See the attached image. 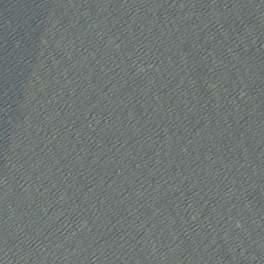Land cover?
I'll return each mask as SVG.
<instances>
[{
    "label": "water",
    "instance_id": "95a60500",
    "mask_svg": "<svg viewBox=\"0 0 264 264\" xmlns=\"http://www.w3.org/2000/svg\"><path fill=\"white\" fill-rule=\"evenodd\" d=\"M0 264H264V0H0Z\"/></svg>",
    "mask_w": 264,
    "mask_h": 264
}]
</instances>
